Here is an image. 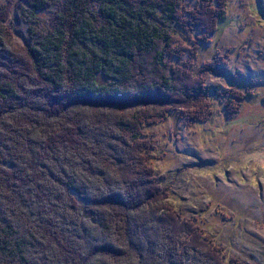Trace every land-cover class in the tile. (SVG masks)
<instances>
[{
  "label": "trees",
  "instance_id": "trees-1",
  "mask_svg": "<svg viewBox=\"0 0 264 264\" xmlns=\"http://www.w3.org/2000/svg\"><path fill=\"white\" fill-rule=\"evenodd\" d=\"M181 1L7 0L0 11L3 20L16 7L26 22L29 41L16 48L18 54L9 45H2L5 51L0 53L5 54L0 56V126H10L4 118L16 109L19 112L11 121L20 129L14 138L0 131V144L7 138L10 143L5 144L13 148L0 145V264H153L166 256V246L167 255L175 250L178 238H170L177 230L157 218L159 204L152 201L158 193L153 169L126 164L123 156L118 160L121 153L112 149L118 137L97 133L94 117L81 115L72 128L75 116L62 115L57 137L42 118L48 112L44 100L48 103L61 87L68 98L99 107L158 103L160 96L139 89L141 84L135 80L145 76L147 62L149 67L166 66L163 50L176 27L184 26L182 16L188 13ZM207 2L209 7L204 2L192 16L199 23L206 20L205 12L211 13L213 29L221 30L226 16L215 8L227 0ZM47 8L52 12L43 26L38 13ZM4 32L11 30L5 27L0 34ZM29 68L39 82L31 80L36 77ZM172 99L184 101L170 96L163 104ZM33 123L36 132L30 134ZM116 124L128 129L137 122L129 127L127 121ZM65 139L83 144L90 153L76 156V148L64 146ZM99 140L119 165L98 164ZM59 146H64L62 152ZM46 158L59 159L57 172L46 165ZM78 161L84 163L83 182L74 177L81 175ZM111 169L122 179L112 178ZM89 186L97 190L85 195ZM203 261L209 264L210 259Z\"/></svg>",
  "mask_w": 264,
  "mask_h": 264
},
{
  "label": "rangeland",
  "instance_id": "rangeland-1",
  "mask_svg": "<svg viewBox=\"0 0 264 264\" xmlns=\"http://www.w3.org/2000/svg\"><path fill=\"white\" fill-rule=\"evenodd\" d=\"M181 2L188 13L182 16L184 26L176 27L163 50L166 66L149 67L147 62L145 76L135 80L141 84L139 89L159 95L158 103L99 107L68 98L61 87L48 103L44 100L48 112L42 123L57 137L61 136L58 123L62 115L75 116L72 128L80 123L79 116L94 117L97 133L118 137L112 148L121 153L118 160L123 156L124 163L151 168L158 175L157 199L152 200L159 204L157 218L177 230L170 239L178 240L174 251L167 255L166 246V256L153 264H204L203 259H210L209 264H264V0H227L215 8L226 16L221 30L213 29L211 13L205 12L206 20L199 23L192 16L204 2L209 7L207 0ZM6 3L0 0V11ZM51 12L47 8L38 13L43 26L48 25ZM18 13L13 7L4 20L0 13V30H11L0 34V53L5 51L2 45H9L18 54L16 48L29 41L26 22ZM220 24L223 21L218 28ZM35 77L30 78L39 82ZM170 96L184 101L172 99L163 104ZM27 100L26 96L22 106L26 107ZM13 112L4 118L10 126H0L3 136L8 133L12 138L20 134L11 121L19 111ZM118 120L127 121L128 127L137 125L120 129ZM35 127L33 123L30 134L36 132ZM72 134L79 137L75 131ZM5 143H10L7 138L0 145L12 148ZM64 144L76 148V156L90 153L73 139H65ZM64 146H59L60 152ZM107 150L111 149L99 140L98 164L119 165ZM45 161L57 172L58 158ZM75 164L81 175L74 177L83 182L84 163ZM87 164L93 166L91 156ZM110 173L122 179L115 169ZM96 190L89 186L84 194ZM151 235L148 231L147 237Z\"/></svg>",
  "mask_w": 264,
  "mask_h": 264
}]
</instances>
